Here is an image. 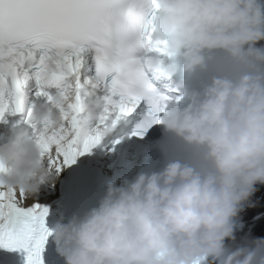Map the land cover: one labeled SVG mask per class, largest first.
<instances>
[{
    "label": "clouds",
    "instance_id": "obj_1",
    "mask_svg": "<svg viewBox=\"0 0 264 264\" xmlns=\"http://www.w3.org/2000/svg\"><path fill=\"white\" fill-rule=\"evenodd\" d=\"M260 41L264 10L257 0H156L152 47L164 48L167 58H151L157 79L182 70L199 82L178 83L179 101L160 113L172 143L164 166L109 181L97 206L55 227L65 264H202L222 256L221 264H264V238L225 256L232 219L245 204L255 207L251 197L264 185ZM74 100L75 91L50 95L32 118L59 129L61 109ZM105 107L96 98L85 118L99 121ZM46 161L28 129L14 125L0 144V186L34 202L43 184L58 180Z\"/></svg>",
    "mask_w": 264,
    "mask_h": 264
},
{
    "label": "snow or ice",
    "instance_id": "obj_2",
    "mask_svg": "<svg viewBox=\"0 0 264 264\" xmlns=\"http://www.w3.org/2000/svg\"><path fill=\"white\" fill-rule=\"evenodd\" d=\"M155 15L156 0H0V121L5 113L32 119L26 87L34 77L37 95H48L50 87L75 91V100L61 109L64 125L44 124L36 137L41 155L57 172L100 143L99 125L113 114L117 119L130 114L146 100L148 112L133 133L142 136L173 100L150 82L157 78L151 58L165 55L164 48L152 47ZM88 50L95 53L97 76L110 89L95 134L84 115V85L78 75L82 53ZM0 171H5L2 165ZM47 215L46 207L0 186V248L22 249L26 264H43L51 235Z\"/></svg>",
    "mask_w": 264,
    "mask_h": 264
},
{
    "label": "bare ground",
    "instance_id": "obj_3",
    "mask_svg": "<svg viewBox=\"0 0 264 264\" xmlns=\"http://www.w3.org/2000/svg\"><path fill=\"white\" fill-rule=\"evenodd\" d=\"M260 201L259 204L256 203V206H259V212H264V205L260 206L262 204H264V191L259 190L257 193H255L252 197H251V201L252 202H257ZM263 207V208H262ZM252 208H249L248 211H251ZM247 215V213L245 214ZM259 229H264V216L262 218V220L258 221L256 224H254L253 228H252V232H251V236L249 237V239H259V238H264V235L258 234V236H255V233L259 230Z\"/></svg>",
    "mask_w": 264,
    "mask_h": 264
},
{
    "label": "rangeland",
    "instance_id": "obj_4",
    "mask_svg": "<svg viewBox=\"0 0 264 264\" xmlns=\"http://www.w3.org/2000/svg\"><path fill=\"white\" fill-rule=\"evenodd\" d=\"M264 204L260 205V206H263ZM248 206V205H247ZM252 208V210H257L258 208H260L259 206L257 207H250ZM261 212V211H260ZM264 232V229H259L256 233H255V236H258V234H262Z\"/></svg>",
    "mask_w": 264,
    "mask_h": 264
}]
</instances>
